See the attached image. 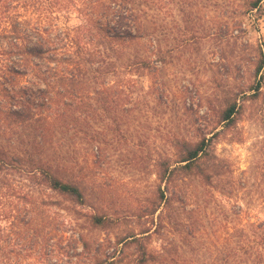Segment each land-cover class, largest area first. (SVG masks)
Here are the masks:
<instances>
[{
  "label": "trees",
  "instance_id": "trees-1",
  "mask_svg": "<svg viewBox=\"0 0 264 264\" xmlns=\"http://www.w3.org/2000/svg\"><path fill=\"white\" fill-rule=\"evenodd\" d=\"M263 3L243 0L241 13L264 17ZM193 4L0 0V264H264V220L209 231L205 213L191 206L195 181L224 191L231 169L216 143L264 98V44L237 46L242 20L205 35L222 45L225 77L233 69L248 82L208 99L191 134L166 136L168 146L153 156H125L156 180L136 209L109 210L94 178L105 148L124 137L139 80L159 92L154 79L164 57L203 34ZM175 12L182 38L162 56V21L175 22Z\"/></svg>",
  "mask_w": 264,
  "mask_h": 264
},
{
  "label": "rangeland",
  "instance_id": "rangeland-1",
  "mask_svg": "<svg viewBox=\"0 0 264 264\" xmlns=\"http://www.w3.org/2000/svg\"><path fill=\"white\" fill-rule=\"evenodd\" d=\"M192 3V6L189 5L192 15L196 25L204 28L203 34L198 35V41L189 48L174 49L171 56L164 57L166 62L160 64L154 79L156 86L162 88L159 92H150L152 83L147 78L139 80L140 84L134 88L128 103V106H133L128 115L129 122L120 126L124 137L121 141L113 140L105 148V157L95 168L93 176L106 190L104 203L109 206L113 203L109 210L124 208L134 211L138 200L150 194L156 184L155 176L148 169L144 172L134 169L125 156L133 153H150L153 156L156 151L168 146L166 136L191 134L194 128L192 121L205 110L208 99L226 84L248 82L247 73H239L238 76L233 69L231 76L225 77L221 67L225 60L218 58L219 46L222 45H217L212 37L205 35V29L215 31L218 26L224 28L227 25L231 28L237 20H242L243 32H239L237 46L246 42L264 44V17H256L255 10L241 13L244 10L243 0H192ZM174 17L175 22L167 18L162 21L167 24L161 31L164 38L162 56L167 48L182 38L183 22L176 12ZM229 50H226L228 54ZM237 57L233 52L231 60L236 61ZM245 64H242L241 71L248 69ZM159 93H162L161 99ZM216 152L229 163L231 169L224 191L203 188L195 181L192 190L197 198L196 203L193 198L191 206H197L200 212L205 213L204 222L209 231L224 224L233 227L263 221L264 98L258 97L252 106H247L235 128L219 137ZM83 154H86L85 150L81 149L80 156ZM64 219L73 222L70 215H65ZM158 244L154 240L153 246Z\"/></svg>",
  "mask_w": 264,
  "mask_h": 264
}]
</instances>
